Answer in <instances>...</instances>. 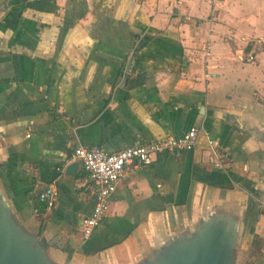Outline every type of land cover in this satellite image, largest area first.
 Returning <instances> with one entry per match:
<instances>
[{"label": "crops", "instance_id": "0c3cea01", "mask_svg": "<svg viewBox=\"0 0 264 264\" xmlns=\"http://www.w3.org/2000/svg\"><path fill=\"white\" fill-rule=\"evenodd\" d=\"M252 124L264 130V0H0V188L19 216L44 222L60 260L111 264L206 196L248 203L241 264H254L264 145ZM190 126L195 146L130 169L83 238L95 195L74 146L117 150ZM48 184L50 207L38 198Z\"/></svg>", "mask_w": 264, "mask_h": 264}, {"label": "water", "instance_id": "95a60500", "mask_svg": "<svg viewBox=\"0 0 264 264\" xmlns=\"http://www.w3.org/2000/svg\"><path fill=\"white\" fill-rule=\"evenodd\" d=\"M248 131L264 145L263 129L252 124ZM76 164L71 162L67 171L73 172ZM258 173L260 189L257 193L250 190L255 194L264 191V168ZM203 198L193 205L188 219H171L166 227L149 229L145 241L111 264H241L249 226L244 224L248 203L234 197ZM17 210L0 188V264H96L94 258L81 262L58 259L44 222L27 220Z\"/></svg>", "mask_w": 264, "mask_h": 264}, {"label": "built area", "instance_id": "2783aa9c", "mask_svg": "<svg viewBox=\"0 0 264 264\" xmlns=\"http://www.w3.org/2000/svg\"><path fill=\"white\" fill-rule=\"evenodd\" d=\"M248 57L252 58V55L248 54ZM197 131V127L190 126L178 135H167L117 150L75 145L73 158L79 162L80 168L90 179L95 195L90 214L82 219V237L87 238L92 229L103 220L108 211L110 194L120 178L124 177L130 169L149 164L158 153L164 150L192 149L196 144ZM206 141L212 153L213 165L218 169H226V154L215 145L212 138L207 137ZM55 196L56 191L52 184L44 186L38 192L39 200L46 207L53 204ZM33 210L37 212L38 208L34 207Z\"/></svg>", "mask_w": 264, "mask_h": 264}, {"label": "rangeland", "instance_id": "374dc122", "mask_svg": "<svg viewBox=\"0 0 264 264\" xmlns=\"http://www.w3.org/2000/svg\"><path fill=\"white\" fill-rule=\"evenodd\" d=\"M261 257V258H260ZM260 258L262 261H264V250L260 253L254 252V254L251 257V261L256 263V259Z\"/></svg>", "mask_w": 264, "mask_h": 264}, {"label": "trees", "instance_id": "16d2710c", "mask_svg": "<svg viewBox=\"0 0 264 264\" xmlns=\"http://www.w3.org/2000/svg\"><path fill=\"white\" fill-rule=\"evenodd\" d=\"M252 246L256 249V248H259L260 247V243H259V240L255 239L252 243Z\"/></svg>", "mask_w": 264, "mask_h": 264}]
</instances>
